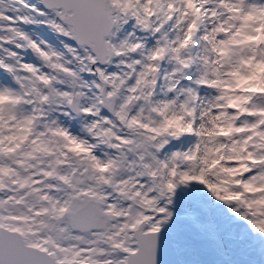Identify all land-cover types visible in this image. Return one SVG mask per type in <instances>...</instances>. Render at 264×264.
Masks as SVG:
<instances>
[{
  "label": "snow or ice",
  "instance_id": "snow-or-ice-1",
  "mask_svg": "<svg viewBox=\"0 0 264 264\" xmlns=\"http://www.w3.org/2000/svg\"><path fill=\"white\" fill-rule=\"evenodd\" d=\"M0 264H264V0H0Z\"/></svg>",
  "mask_w": 264,
  "mask_h": 264
}]
</instances>
